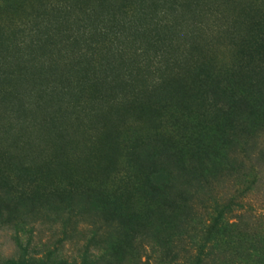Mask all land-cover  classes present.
Masks as SVG:
<instances>
[{
    "label": "rangeland",
    "instance_id": "obj_1",
    "mask_svg": "<svg viewBox=\"0 0 264 264\" xmlns=\"http://www.w3.org/2000/svg\"><path fill=\"white\" fill-rule=\"evenodd\" d=\"M243 18L264 27V0H0V55L26 51L14 44L47 20L63 57L74 37L92 47L97 28L124 22L133 48L190 45L162 83L74 96L43 135L0 104V264H264V121L228 125L227 105L195 83L203 64L233 60Z\"/></svg>",
    "mask_w": 264,
    "mask_h": 264
},
{
    "label": "trees",
    "instance_id": "obj_2",
    "mask_svg": "<svg viewBox=\"0 0 264 264\" xmlns=\"http://www.w3.org/2000/svg\"><path fill=\"white\" fill-rule=\"evenodd\" d=\"M252 21L251 18H243L241 22L243 31L231 36L230 39L236 49L231 62L223 65L210 63L205 66L203 64V68H199L196 74V86L207 85L206 91L215 93L221 98L220 101L227 105L225 114L228 116L225 115V120L228 121V125L254 124L257 119L259 124L264 121V27L260 26L261 23H252ZM120 24L116 25L119 27ZM35 26L37 27L32 32L29 42L21 39L14 44V47L17 45L23 47L26 44L24 49L26 51L16 49L11 56L0 55V104L7 103L10 115L15 114L17 118L22 117L23 120H27L26 117L29 116L32 119L30 128L34 127L38 135H43L44 130L49 128L50 122L55 123L64 116L61 106L73 105L71 99L74 96L78 97L76 102H80L83 101L82 99H90L89 93H95L98 90L104 93L109 90L114 93L115 89L119 91L126 90L128 87L133 89L141 85L140 77H143L144 81L148 77L151 79L155 77L162 83L166 79L164 74L167 70L164 62L172 59V64L176 65L177 61L186 59L184 52L188 55L190 51V45L185 42L182 53L178 54L174 51L173 55V52L169 50L178 49V47L173 49V42H178V38H169V36L163 38L158 36L147 47L133 48L128 37L132 35L129 31L128 34H124L126 26L124 22L122 30L114 31L110 36L105 34L108 32L105 31V26L96 27L100 31L101 40L90 39L88 42L94 41L92 47L85 43L82 48H77V44L81 41L78 42V36L74 37L71 44H68V46L71 45L70 48L65 47V50L69 49L68 52L64 50L69 56L63 57L60 54V48H57L58 45L52 42L59 28L48 20L45 23L41 21ZM51 26H53L52 31ZM156 26L166 29L167 32L171 29L169 25L166 27V22L162 24L159 21ZM171 27L175 30L176 24ZM175 32L173 37L179 36L176 30ZM2 35L3 33L0 32V40L3 39ZM99 40L108 41V46L100 49ZM2 45L0 42L1 52L8 48L7 45L5 47ZM151 47L154 50L152 58L159 66L153 71H148L150 60L145 53ZM102 49L105 53H102ZM139 51L140 54L137 53ZM170 53L173 55L171 58ZM107 56L111 58L106 59ZM66 60L70 61L64 65V67L69 66L67 70L64 67L61 68L63 66L61 62ZM43 62H48L47 65L51 64L55 68L45 69ZM20 63L22 67H19ZM5 65L11 69L6 70ZM162 89L165 87L163 86ZM124 96L127 95L124 94ZM197 96L201 98V92ZM34 106L37 110H34L32 116L30 107L33 109ZM2 107L4 108V105ZM35 114L40 115L37 121ZM2 175H0V198L10 193L2 186L5 178ZM147 191H151V200L160 196L158 186L149 187ZM7 198L5 200H8Z\"/></svg>",
    "mask_w": 264,
    "mask_h": 264
}]
</instances>
